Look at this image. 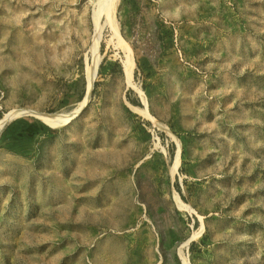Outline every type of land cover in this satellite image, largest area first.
Segmentation results:
<instances>
[{
    "label": "rangeland",
    "instance_id": "obj_1",
    "mask_svg": "<svg viewBox=\"0 0 264 264\" xmlns=\"http://www.w3.org/2000/svg\"><path fill=\"white\" fill-rule=\"evenodd\" d=\"M97 1L0 0V119L82 107ZM116 1L78 115L0 130V264H264V0Z\"/></svg>",
    "mask_w": 264,
    "mask_h": 264
},
{
    "label": "bare ground",
    "instance_id": "obj_2",
    "mask_svg": "<svg viewBox=\"0 0 264 264\" xmlns=\"http://www.w3.org/2000/svg\"><path fill=\"white\" fill-rule=\"evenodd\" d=\"M116 2H117L116 0H99V1H97V3H96L97 6H96L95 11L93 12V15H92L93 21L95 24V35H94V40H93L95 43L93 42L94 47H92L93 48V55H92V59H91L92 61H91V64L87 67V81H88L87 87H88V89H87V93L85 95L86 98L83 99L84 102L82 103V107L86 103V101L89 100V96H90L91 88H92V82H93L94 75L96 72V66H97L98 62L100 61V57H99V54L97 51L98 48L96 47V42L99 41L98 40L99 30L101 29V25L99 24V20H100L99 18H100L101 13H105V23H107L108 21L111 23L112 22L111 21V19H112L111 18V12L115 11ZM113 20L115 21V19H113ZM101 24H103V23H101ZM128 57H129V60L127 61V67L130 68L132 61H131L130 55H128ZM82 107L81 106L74 107L65 114H60V113L49 114V113H45V112L29 111V110L10 111V113H8V114L5 113L6 115L3 117V119L2 118L0 119V130L4 126V124L6 122H8L11 118H15L17 116H22V115L27 114L29 112H31L39 120H41L42 122H44L45 124H47L51 127L63 126V125H66L67 123H69V121H71V119L76 117L78 115V113L80 112ZM181 254H183V253H181ZM185 262H187L186 259H185Z\"/></svg>",
    "mask_w": 264,
    "mask_h": 264
},
{
    "label": "trees",
    "instance_id": "obj_3",
    "mask_svg": "<svg viewBox=\"0 0 264 264\" xmlns=\"http://www.w3.org/2000/svg\"><path fill=\"white\" fill-rule=\"evenodd\" d=\"M19 122L24 123L25 121H24V119H20L18 121H15L11 126H8L7 129H10V127H14V125L19 123ZM41 129H45L48 132L58 131V129H54L52 127H49L48 125H46L44 123H39L38 121H31L26 125V127L21 129L20 131H18V135L19 136H25V137H32L36 133H38V131H40Z\"/></svg>",
    "mask_w": 264,
    "mask_h": 264
}]
</instances>
